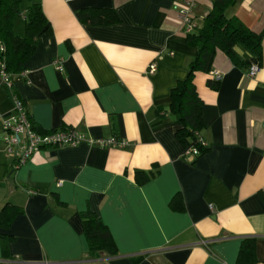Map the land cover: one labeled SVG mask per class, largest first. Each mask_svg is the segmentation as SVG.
Returning a JSON list of instances; mask_svg holds the SVG:
<instances>
[{
    "label": "crops",
    "instance_id": "1",
    "mask_svg": "<svg viewBox=\"0 0 264 264\" xmlns=\"http://www.w3.org/2000/svg\"><path fill=\"white\" fill-rule=\"evenodd\" d=\"M183 1L23 0V9L40 3L51 30L38 36L11 88L0 77V116L14 112L16 96L41 131L73 127L128 144L49 147L14 167L0 126V209L20 210L0 227V264H235L247 238L252 264H264V0L226 12L261 36L260 61L235 48L259 65L255 76L219 50L210 70L222 73L216 88L210 71L195 73L207 143L195 157L167 111L197 52L174 8ZM194 1L200 27L213 0ZM94 8L113 9L117 21H79L78 11ZM14 31L23 34L21 18ZM136 171L152 174L140 184ZM87 210L107 226L115 255L89 256Z\"/></svg>",
    "mask_w": 264,
    "mask_h": 264
},
{
    "label": "trees",
    "instance_id": "2",
    "mask_svg": "<svg viewBox=\"0 0 264 264\" xmlns=\"http://www.w3.org/2000/svg\"><path fill=\"white\" fill-rule=\"evenodd\" d=\"M241 0H213L212 7L204 17L202 25L189 34H186L187 45L197 48L194 59L188 65V72L184 79L178 80L169 94L167 111L177 116L181 126L177 129L178 139L188 146H195L200 153L207 150L198 142L200 133L205 128L202 116L203 102L199 97L194 84L197 71L208 73L213 64L216 52H223L234 65L249 66V60L243 58L236 51L240 47L258 61L262 58L261 36L245 26L235 16H227V10ZM23 0H0V67L8 73L10 79L20 74L25 62L34 53L38 36L42 32L50 33L47 21L40 3L32 2L25 9ZM79 21L94 24H110L117 21L113 9H85L76 13ZM16 18L24 23V32L18 35L14 31ZM216 81H208V85L216 88ZM34 129H37L33 124ZM152 172L136 171L137 183L145 182ZM20 210L16 206H5L0 209V227H7L12 218ZM82 223L85 236L89 244V256L95 258L100 252L107 255L116 254V246L112 236L101 218L93 211L82 213ZM4 240V238H3ZM254 239L242 241L235 264H252L255 262Z\"/></svg>",
    "mask_w": 264,
    "mask_h": 264
},
{
    "label": "built area",
    "instance_id": "3",
    "mask_svg": "<svg viewBox=\"0 0 264 264\" xmlns=\"http://www.w3.org/2000/svg\"><path fill=\"white\" fill-rule=\"evenodd\" d=\"M194 3V0H184L181 4L174 7L179 14L180 24L185 34L194 32L198 27L193 14ZM0 50H3V46H0ZM53 64L57 70L62 69L59 60H54ZM155 69V63L151 62L147 67V72L153 73ZM258 70L259 65L251 63L248 67L247 75L253 77ZM210 75L212 80L218 82L221 79L222 73L218 70H212L210 71ZM0 77L2 82L8 88H11V79L4 70L3 65L0 67ZM13 101L14 112L5 118L0 116V126L2 130L1 140L5 153L12 159L14 167L27 162L37 151L49 147L74 146L83 141L103 148L124 147L128 144L126 140L112 136L97 139L89 138L73 127L49 130L44 133L38 132L33 127L23 101L16 96H13ZM198 142L203 147L207 146L203 138H200ZM186 152L192 157L200 154L199 149L195 146H189Z\"/></svg>",
    "mask_w": 264,
    "mask_h": 264
},
{
    "label": "rangeland",
    "instance_id": "4",
    "mask_svg": "<svg viewBox=\"0 0 264 264\" xmlns=\"http://www.w3.org/2000/svg\"><path fill=\"white\" fill-rule=\"evenodd\" d=\"M16 19H18V18H16Z\"/></svg>",
    "mask_w": 264,
    "mask_h": 264
}]
</instances>
